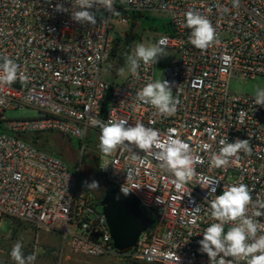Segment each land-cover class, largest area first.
<instances>
[{
  "label": "built area",
  "instance_id": "2783aa9c",
  "mask_svg": "<svg viewBox=\"0 0 264 264\" xmlns=\"http://www.w3.org/2000/svg\"><path fill=\"white\" fill-rule=\"evenodd\" d=\"M57 3L72 7L71 0H0V56L12 58L29 77L26 86L19 80L0 85V224L9 220L13 226L57 235L62 249L74 254L125 256L143 264H209L199 241L214 222L209 202L215 196L213 186H202L215 181V195H221L224 187L243 183L252 189L253 200H264V106L229 89L232 79L264 77V0H239L235 7L232 0H115L118 14L101 9L95 26L55 11ZM189 9L208 17L219 43L199 50L188 42L190 30L183 25ZM146 14L169 19L167 32L152 44L165 39L166 53L172 55L162 73L179 101L171 116L136 99L137 91L155 81L161 58L142 64L136 77L126 70L118 83L107 81L103 73L119 76H113L110 60L114 41L124 37L133 16ZM22 108L36 110L37 116H3ZM121 118L130 126L143 123L158 130L162 140L178 135L203 161L194 165L197 175L178 188L155 158L156 149L145 153L134 148L139 160L126 149L101 159L99 123ZM44 133L78 142L73 170L30 141ZM237 138L249 140L251 154L241 152L226 167H212L219 141ZM204 144L210 149L205 151ZM85 158L94 161L99 178L111 188L123 187L152 212L154 223L135 247L114 249L99 199L79 176ZM38 249L34 243L31 254Z\"/></svg>",
  "mask_w": 264,
  "mask_h": 264
},
{
  "label": "clouds",
  "instance_id": "9594fccd",
  "mask_svg": "<svg viewBox=\"0 0 264 264\" xmlns=\"http://www.w3.org/2000/svg\"><path fill=\"white\" fill-rule=\"evenodd\" d=\"M115 0H71L72 7L65 8L57 3L55 11L70 12L71 19L82 25L95 26L97 12L103 9L113 15L118 14L114 8ZM130 2V0H129ZM239 0H232L233 6H238ZM95 8L96 11H90ZM229 9L223 8L227 12ZM185 28L190 30L188 42L199 50L219 43L218 33L212 22L198 11L189 9L185 13ZM165 39L155 44L145 45L138 43L130 54H126V67L118 70V75L124 76L127 72L133 77L138 75L141 65L149 66L158 63L162 56H166ZM17 80L22 85H27L29 77L19 71V65L8 56H0V85H12ZM136 99L144 104H150L161 116H171L177 110L178 99L173 96L172 86L167 80L157 79L149 81L136 93ZM254 103L264 106V87H257ZM99 150L101 159L111 155L118 149H126L133 160L141 159L133 149L149 152L156 149L155 158L160 162L165 171L174 177L173 183L180 188L196 175L194 165L202 163L199 156L193 154L189 144L178 135H169L166 140L161 139L158 130L145 126L143 123L128 125L127 119L107 120L99 123ZM218 153L211 156V166L215 168L226 167L230 159L239 153L251 154L252 146L248 139L237 138L234 142L228 139L219 141ZM211 145L204 144L207 151ZM108 165H102L106 168ZM131 173H127V179ZM19 179V177H17ZM87 184V182H86ZM215 181H209L208 188L215 196L210 203V216L214 221L203 230V239L199 241L200 251L206 253L209 264H264V200H253L252 189L243 183H236L223 188L221 195H215ZM99 184L92 181L87 184L88 189L97 190ZM122 192L129 191L122 187ZM229 225L227 231L225 226ZM14 264H35L37 253L25 255L23 244L16 241L10 251Z\"/></svg>",
  "mask_w": 264,
  "mask_h": 264
},
{
  "label": "rangeland",
  "instance_id": "374dc122",
  "mask_svg": "<svg viewBox=\"0 0 264 264\" xmlns=\"http://www.w3.org/2000/svg\"><path fill=\"white\" fill-rule=\"evenodd\" d=\"M99 15V14H98ZM169 19L156 14H146L137 19V38L134 44L144 43L150 45L153 43L155 36L167 32ZM162 56L160 63L155 67V80H163V68L169 63L171 54L166 53ZM107 81L118 83L121 80L119 75L117 78L109 77L103 72ZM264 87V77L257 76L254 79H232L229 82L231 92L241 95H248L255 98L257 87ZM7 120H19L34 118L37 111L31 108H22L14 110H6L3 113ZM261 126L264 128V114L261 117ZM38 147L45 151L57 155L67 165L70 170L77 166L79 152L78 142L75 139H62L61 137L44 133L41 134L36 142ZM96 169L93 160L85 158V162L79 173L83 184H90L97 181L99 187L97 190L91 189L93 198H101L105 191V182L103 179L95 176ZM21 241L25 255L31 254L34 243L38 246L37 259L35 264H143L131 258L122 256L118 257H90L82 254H74L67 249H62V243L59 236L45 232L37 231L32 228L26 229L25 226H13L9 220H3L0 224V264H14L10 257V251L16 241Z\"/></svg>",
  "mask_w": 264,
  "mask_h": 264
},
{
  "label": "water",
  "instance_id": "95a60500",
  "mask_svg": "<svg viewBox=\"0 0 264 264\" xmlns=\"http://www.w3.org/2000/svg\"><path fill=\"white\" fill-rule=\"evenodd\" d=\"M99 205L113 247L119 252L135 247L139 235L154 223L152 212L142 208L130 192L123 193L122 188L106 189Z\"/></svg>",
  "mask_w": 264,
  "mask_h": 264
},
{
  "label": "trees",
  "instance_id": "16d2710c",
  "mask_svg": "<svg viewBox=\"0 0 264 264\" xmlns=\"http://www.w3.org/2000/svg\"><path fill=\"white\" fill-rule=\"evenodd\" d=\"M139 17H140L139 15L133 16L132 17V22H131V24L129 26V29L125 32L124 37L123 38H119L118 37L114 41V47H113V51L111 53V58H110L111 66H113L115 68V71H114V74H113L114 77H117L119 68L125 67L126 54H129L131 46H132L133 42L136 40V38H137L136 29H137V19ZM40 135L41 134H37V135L31 136L30 137V139H31L30 141L34 145H36V142H37V140H38ZM95 176L99 177L97 173H95ZM105 185H106L105 190L111 188L106 182H105ZM86 188H87V184H86ZM88 190H91V189H88Z\"/></svg>",
  "mask_w": 264,
  "mask_h": 264
},
{
  "label": "crops",
  "instance_id": "0c3cea01",
  "mask_svg": "<svg viewBox=\"0 0 264 264\" xmlns=\"http://www.w3.org/2000/svg\"><path fill=\"white\" fill-rule=\"evenodd\" d=\"M18 225L20 226V224H18ZM18 225H16V226H18ZM21 226H22V225H21ZM25 228H26V229H29V226H25Z\"/></svg>",
  "mask_w": 264,
  "mask_h": 264
}]
</instances>
